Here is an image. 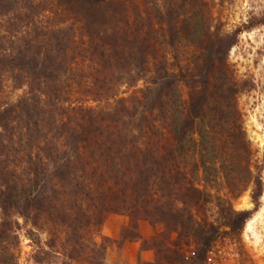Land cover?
<instances>
[{
	"label": "trees",
	"instance_id": "trees-1",
	"mask_svg": "<svg viewBox=\"0 0 264 264\" xmlns=\"http://www.w3.org/2000/svg\"><path fill=\"white\" fill-rule=\"evenodd\" d=\"M210 20L199 0H0V264L18 220L34 264H104L110 213L160 227L135 236L152 264H206L243 231L263 184L228 62L240 29Z\"/></svg>",
	"mask_w": 264,
	"mask_h": 264
},
{
	"label": "rangeland",
	"instance_id": "rangeland-1",
	"mask_svg": "<svg viewBox=\"0 0 264 264\" xmlns=\"http://www.w3.org/2000/svg\"><path fill=\"white\" fill-rule=\"evenodd\" d=\"M199 1L204 15L211 19V26L229 33L240 29L237 41L230 49L228 62L239 84L236 100L241 113V127L251 151L250 168L253 175L260 176L263 184L258 210L239 235L220 236L211 248L206 264H264V0ZM142 86L141 82L133 88L122 85L118 94L127 97ZM8 91L13 96L19 94L14 88H8ZM250 190L248 186L241 196L231 201L234 210H253ZM127 223L123 215L110 213L106 216L100 236L111 243H108L104 264H152L154 253L146 250L141 240L148 241L147 245H150L149 241L161 231L160 227L141 221L137 230L130 231ZM18 225L17 264H34L35 237L26 234L30 228L21 220H18ZM117 228L118 235L113 237ZM125 232L129 240L123 241ZM136 234L141 240L135 239ZM96 241L100 239L96 238Z\"/></svg>",
	"mask_w": 264,
	"mask_h": 264
},
{
	"label": "crops",
	"instance_id": "crops-1",
	"mask_svg": "<svg viewBox=\"0 0 264 264\" xmlns=\"http://www.w3.org/2000/svg\"><path fill=\"white\" fill-rule=\"evenodd\" d=\"M118 232H119V228H117V230L115 232H113L112 236L115 237L118 235Z\"/></svg>",
	"mask_w": 264,
	"mask_h": 264
}]
</instances>
